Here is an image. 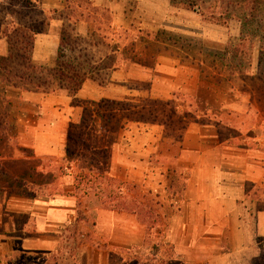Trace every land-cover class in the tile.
I'll list each match as a JSON object with an SVG mask.
<instances>
[{
    "label": "crops",
    "instance_id": "crops-1",
    "mask_svg": "<svg viewBox=\"0 0 264 264\" xmlns=\"http://www.w3.org/2000/svg\"><path fill=\"white\" fill-rule=\"evenodd\" d=\"M61 25L54 20L36 36L33 64H55ZM7 54L0 33V59ZM122 69L113 65L104 87L85 80L73 98L19 89L8 92V100L17 101L19 114L13 135L0 130V264L12 262L17 249L51 258L61 254L63 246H72L76 253L69 256L77 264H113L116 251L126 255L144 249L145 227L135 215L104 209L100 199L94 209L89 205L91 195L76 190L83 166L77 170V163L66 158L68 128L79 123L83 103L138 98L139 90H130L129 84L147 81L151 98L164 102L175 100L178 92L201 103L204 112L210 110L199 94L213 91L198 84L195 69L173 58L158 57L152 67L129 62ZM6 89L0 81L2 102ZM243 102L221 100L218 115L228 109L247 117ZM212 128L190 124L181 128L176 153L166 157L182 171L184 187L175 196L181 203L178 215L164 225V244L172 255L164 264H264V129ZM151 133L150 144L137 141L129 148L152 152L156 144ZM109 169L106 177L125 182L111 176ZM134 176L135 172L128 179L134 181Z\"/></svg>",
    "mask_w": 264,
    "mask_h": 264
},
{
    "label": "rangeland",
    "instance_id": "rangeland-1",
    "mask_svg": "<svg viewBox=\"0 0 264 264\" xmlns=\"http://www.w3.org/2000/svg\"><path fill=\"white\" fill-rule=\"evenodd\" d=\"M25 1L38 3L39 10L37 8V12L27 16L20 8ZM65 1L0 0V18L10 11L24 19L32 17L41 24L39 32L45 33L52 21L60 20ZM90 1L93 2L91 6L77 8L75 15L82 14L83 19L74 26L69 24L65 35L71 45L78 44V47L87 49L86 55L80 59V65L92 71L86 80L104 87L113 65L123 67V71L129 62L152 67L158 57L173 58L179 64L195 69L198 84L213 91L212 94L203 91L199 94L207 104V110H210L204 112L201 103L197 104L178 92L174 93L175 100L164 102L151 98L147 81L140 85L129 84L130 90H139L140 96L130 102H117L127 108L112 106L107 124L99 121L91 123V135L84 137L85 144L79 148L80 154L91 157L85 151L89 146L99 150L108 147L106 159L100 155L96 160L101 164L98 168L93 166V170L89 171V166H84L78 174L85 175L89 180L88 183L84 180L79 190L91 195L89 205L92 208L95 209L97 200L103 198L102 194L107 196L109 193L117 199V193H120L121 199H133L141 207V217L157 216L160 219L154 237L149 238L141 252L135 254L133 251L125 255L116 251L112 257L113 264H120L119 259L122 264H164L165 259L172 257L170 249L164 244V225L172 215H178L176 210L181 203L175 196L184 187L182 171L166 157L176 153L181 128L189 124L212 129H264V69L257 68L260 38H245L246 56L240 55L231 60L232 51L242 39L239 36L240 24L236 20L217 25L207 18L209 12L202 16L199 11L186 12L172 7L168 0ZM76 16H72L70 23H74ZM71 34L80 41L74 43ZM6 90L4 101L0 100V130L13 135L19 113L17 101H9L8 96L16 89L9 87ZM236 99L245 101L243 109H248L250 115L241 118L236 115L237 111L228 109L218 115L221 100ZM246 101H250L248 106ZM85 105L83 103L82 106ZM239 108L240 102L237 110ZM149 132L153 136L151 141L156 144L152 152H137L129 148L137 141L150 144ZM104 134L106 138L96 145V140ZM72 161L77 163V170L82 168L77 158ZM108 169L111 176L125 179L122 186L107 180L109 177L105 173ZM134 172L137 175L133 177L135 180L128 179ZM72 253H76L72 246H63L62 253L51 258L27 255L17 249L12 264H72L69 256Z\"/></svg>",
    "mask_w": 264,
    "mask_h": 264
},
{
    "label": "trees",
    "instance_id": "trees-1",
    "mask_svg": "<svg viewBox=\"0 0 264 264\" xmlns=\"http://www.w3.org/2000/svg\"><path fill=\"white\" fill-rule=\"evenodd\" d=\"M168 1L172 7L186 12L199 11L201 16L209 12L207 18L217 25H223L228 21L236 20L240 24L239 36L242 39L232 51L231 60L236 59L240 55L246 56L245 38L259 37L257 68L264 69V0ZM81 5L91 6L92 3L90 0H66L65 7L60 12L59 19L62 21L60 42L55 64L52 67L38 66L32 63L33 45L36 36L40 33V23H37L32 17L27 19L18 17L17 14H13L11 11L5 17L3 16L2 19L0 18V33L2 38L6 39L8 46V54L0 59V81L4 86L45 95L65 94L71 98L78 94L84 81L92 74V71L80 65V59L86 55L87 49L85 47H78V44L71 45L67 42L65 35L66 29L70 28L69 24L74 26L83 19L82 14L75 15L77 8L79 9ZM20 8L27 15L37 12L38 6L32 4L30 1H25L20 5ZM93 10L95 11L96 9ZM72 16H76L74 23H70ZM71 31L74 32V29L71 28ZM71 38L75 39L74 43L80 41L73 34H71ZM72 104L76 105V102L74 101ZM85 104L82 108L79 123L70 125L68 128L65 151L68 161L77 158V161H81L83 167L89 166L88 170L92 171L93 166L98 168L101 165L99 161H96L100 155L103 156L104 160L106 159L107 148L99 150L91 145L88 147V150H85L91 157L80 154L79 148L85 144L84 137L91 135L89 126L94 121L107 124L112 112L109 110H112V106H118L119 108H127V106L105 100L87 102ZM128 119L129 115L125 117L126 121ZM104 138H106L105 134L96 140L95 144L101 143ZM78 177L79 180H76V190H79L80 184L87 179L85 175ZM107 180L111 183L117 182L120 186L123 185L122 182L111 178ZM86 182L88 183L89 180H86ZM181 191L183 189L178 193L180 194ZM82 194H86V192ZM119 196L120 193H117L118 198L116 199L115 195L108 193L106 196L102 194L103 198H100V206L104 209L135 215L138 222L145 227L144 243L146 244L149 238L154 237L156 233L155 231L160 222L159 217H141V207L133 199L125 200ZM9 264H12V262ZM72 264L77 263L72 260Z\"/></svg>",
    "mask_w": 264,
    "mask_h": 264
}]
</instances>
